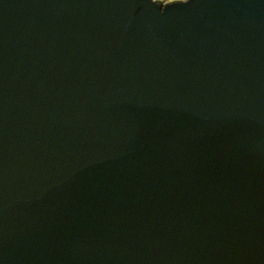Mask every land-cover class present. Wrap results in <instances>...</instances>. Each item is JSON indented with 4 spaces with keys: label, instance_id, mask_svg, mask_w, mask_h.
Returning a JSON list of instances; mask_svg holds the SVG:
<instances>
[{
    "label": "water",
    "instance_id": "obj_1",
    "mask_svg": "<svg viewBox=\"0 0 264 264\" xmlns=\"http://www.w3.org/2000/svg\"><path fill=\"white\" fill-rule=\"evenodd\" d=\"M0 264H264V0H0Z\"/></svg>",
    "mask_w": 264,
    "mask_h": 264
},
{
    "label": "rangeland",
    "instance_id": "obj_2",
    "mask_svg": "<svg viewBox=\"0 0 264 264\" xmlns=\"http://www.w3.org/2000/svg\"><path fill=\"white\" fill-rule=\"evenodd\" d=\"M160 1H162V3H167V2H171L173 0H160Z\"/></svg>",
    "mask_w": 264,
    "mask_h": 264
},
{
    "label": "flooded vegetation",
    "instance_id": "obj_3",
    "mask_svg": "<svg viewBox=\"0 0 264 264\" xmlns=\"http://www.w3.org/2000/svg\"><path fill=\"white\" fill-rule=\"evenodd\" d=\"M173 1H181V0H173ZM162 2V1H161Z\"/></svg>",
    "mask_w": 264,
    "mask_h": 264
}]
</instances>
